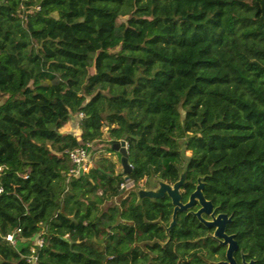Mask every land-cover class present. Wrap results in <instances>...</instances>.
Masks as SVG:
<instances>
[{"label": "trees", "instance_id": "trees-1", "mask_svg": "<svg viewBox=\"0 0 264 264\" xmlns=\"http://www.w3.org/2000/svg\"><path fill=\"white\" fill-rule=\"evenodd\" d=\"M118 140L136 190L101 210L125 192ZM0 168V264H29L41 232L39 264H213V228L139 198L183 174V202L202 178L264 264V0H0Z\"/></svg>", "mask_w": 264, "mask_h": 264}, {"label": "water", "instance_id": "water-1", "mask_svg": "<svg viewBox=\"0 0 264 264\" xmlns=\"http://www.w3.org/2000/svg\"><path fill=\"white\" fill-rule=\"evenodd\" d=\"M112 149L120 152L121 164L125 173L124 177L126 180L129 179V173L132 166L129 163L126 141H115L112 145ZM183 181L184 174L181 176L180 180L174 184H170L165 181H158L160 183L159 190L147 191L145 192V196L160 198L168 195L171 198L174 210L170 227H172L176 222V216L179 211H186L192 209L196 205H199V208L196 211L191 212L207 227L215 229L214 234L212 235L214 238L218 239L221 244L228 245L227 258L229 262H225V264H237L236 260L233 257V253L238 250L239 246L234 238V235L229 234L226 231L227 224L232 219V216L224 212H218V209L214 206L213 202L205 197L203 192L205 183L202 178L198 179L196 188L190 193L188 200L186 202H183L181 192ZM204 214L210 216V219L205 218ZM245 264H254V262H245Z\"/></svg>", "mask_w": 264, "mask_h": 264}, {"label": "built area", "instance_id": "built-area-1", "mask_svg": "<svg viewBox=\"0 0 264 264\" xmlns=\"http://www.w3.org/2000/svg\"><path fill=\"white\" fill-rule=\"evenodd\" d=\"M82 116V113L80 114ZM91 143H85L81 144L73 149L66 150V154L68 157V160L70 162V166L68 169L69 176H79L85 171H88L90 167L92 166V156H91ZM107 154H112L111 152H107ZM1 169V168H0ZM128 180L125 179V182L122 183V187L125 189L130 190V186L128 185ZM131 181V180H130ZM132 182V181H131ZM134 186V183L132 182V185ZM4 189L3 186H0V192ZM21 229L18 228L12 232H8L5 235V239L12 244H16L18 241V236L21 233ZM32 240L34 241V244L31 245V253L28 257L29 264H39V255L38 252L40 248L43 247L45 243V239L43 237V232L36 234L32 237Z\"/></svg>", "mask_w": 264, "mask_h": 264}, {"label": "rangeland", "instance_id": "rangeland-1", "mask_svg": "<svg viewBox=\"0 0 264 264\" xmlns=\"http://www.w3.org/2000/svg\"><path fill=\"white\" fill-rule=\"evenodd\" d=\"M65 127H66V130L64 132L69 131L71 133H74L75 135H79L80 134L79 118L77 116H74L71 119V122L67 123V125ZM95 148H97V146H95ZM104 153L107 156H112V154H107V151L105 152V150H104V151L97 152L96 155H93V157L99 156V155L104 154ZM112 158H115V156H112ZM119 168H120V166H119ZM142 184H144V181L142 182ZM128 185L130 186V188H129L130 190H132V189L136 190L135 186H131L132 182L130 180H128ZM159 188H160V183L157 180H152V182L148 188H143V189H141L142 191L138 190L139 191V198L143 197L145 195V192H147V191H158ZM130 190L125 189L123 196H119V197H115V198H112L109 200H105V202L100 205V209L104 210L108 206H112L114 204H119L121 199L124 198L125 196H127L128 193L130 192Z\"/></svg>", "mask_w": 264, "mask_h": 264}, {"label": "flooded vegetation", "instance_id": "flooded-vegetation-1", "mask_svg": "<svg viewBox=\"0 0 264 264\" xmlns=\"http://www.w3.org/2000/svg\"><path fill=\"white\" fill-rule=\"evenodd\" d=\"M198 208H199V205H196V206H194L192 209H189V210H186V211H187V213H192L191 211H196ZM217 209H218V208H217ZM192 214H193V213H192ZM204 217L207 218V219H210V216H208V215H206V214H204ZM214 230H215V229L213 228V231H212V233H210V236H211L213 239L217 240L218 243L224 247V251H225V252H224V257H221V258H219V259H217V260H214V261H212V263H213V264H225V262H229V260H228V258H227V249H228V245H223V244H221L220 241H219L218 239H216V238H214V237L212 236V235L214 234ZM226 231H227V229H226ZM227 233H228V232H227ZM229 234H230V233H229ZM234 238H235V237H234ZM235 240H236V239H235ZM236 241H237V240H236ZM237 243H238V242H237ZM238 246H239V243H238ZM233 257H234V259L236 260V263H237V264H245V262H250V261H253L254 264H256V260H255L254 258H249V257H248V254L240 249V246H239L238 250H236V251L233 253ZM244 260H245V261H244Z\"/></svg>", "mask_w": 264, "mask_h": 264}, {"label": "crops", "instance_id": "crops-1", "mask_svg": "<svg viewBox=\"0 0 264 264\" xmlns=\"http://www.w3.org/2000/svg\"><path fill=\"white\" fill-rule=\"evenodd\" d=\"M70 122H71V121H70ZM70 122H69V123H70ZM66 125H67V124H66ZM66 125H65V126H66ZM65 126L61 129L62 132H64V131L66 130V127H65ZM64 133H70V132L68 131V132H64Z\"/></svg>", "mask_w": 264, "mask_h": 264}]
</instances>
